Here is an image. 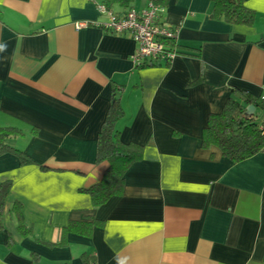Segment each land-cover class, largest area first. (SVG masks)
<instances>
[{"label": "crops", "instance_id": "obj_1", "mask_svg": "<svg viewBox=\"0 0 264 264\" xmlns=\"http://www.w3.org/2000/svg\"><path fill=\"white\" fill-rule=\"evenodd\" d=\"M243 1L250 28L213 19L212 0H166L158 22L178 32V56L137 68L138 44L104 30L109 16L89 0H0V130L33 162L0 157L11 185L0 264H264V153L233 163L203 148L231 98L264 116V0ZM113 98L121 140L142 159L123 195L95 208L87 191L107 171L97 141Z\"/></svg>", "mask_w": 264, "mask_h": 264}, {"label": "trees", "instance_id": "obj_2", "mask_svg": "<svg viewBox=\"0 0 264 264\" xmlns=\"http://www.w3.org/2000/svg\"><path fill=\"white\" fill-rule=\"evenodd\" d=\"M134 1L102 0V5L107 9H112L114 6L128 8ZM157 1L152 0L151 2H156L160 8L166 2V0ZM212 3L214 5L212 17L217 21L223 20L230 26L249 28L256 21L255 13L247 9L243 0H237L234 4L228 0H212ZM161 43L167 47L169 52L174 51L178 55L177 41H161ZM245 104L259 106L256 101L241 94L238 101L231 98L220 115L209 118L207 128L203 134L204 149H217L223 157L233 163H240L264 153V137L260 124L257 123L255 115L247 116ZM123 117L124 112L122 107L113 98L109 114L97 141L96 164L98 166L106 165L107 171L102 181L87 191L95 208L102 207L111 199L123 195L127 172L135 163H138L142 159V148L133 145L127 146L121 140V134L117 130V125ZM13 136V132L0 130V157L12 154L18 156L22 164L33 163L28 157L7 145V141ZM10 188V184L0 185V218L5 212ZM12 212L16 215L15 218L19 224V228H22V207L16 204ZM64 232L84 234L82 229H77V226L74 224H70ZM87 234H90V230H88Z\"/></svg>", "mask_w": 264, "mask_h": 264}, {"label": "built area", "instance_id": "obj_3", "mask_svg": "<svg viewBox=\"0 0 264 264\" xmlns=\"http://www.w3.org/2000/svg\"><path fill=\"white\" fill-rule=\"evenodd\" d=\"M97 4L101 14L109 16L108 23L103 29L115 35H129L137 44L138 50L133 57V63L137 68L151 66L165 61L171 63L178 55L173 51L169 52L161 41H178V32L158 22L160 6L156 2L148 4L147 8L136 12L129 11L123 17L111 13L105 6L99 5L97 0H89ZM264 105V95L261 98ZM261 132L264 137V116L260 123Z\"/></svg>", "mask_w": 264, "mask_h": 264}, {"label": "water", "instance_id": "obj_4", "mask_svg": "<svg viewBox=\"0 0 264 264\" xmlns=\"http://www.w3.org/2000/svg\"><path fill=\"white\" fill-rule=\"evenodd\" d=\"M254 111H255V109L253 107L247 108V116H252Z\"/></svg>", "mask_w": 264, "mask_h": 264}]
</instances>
